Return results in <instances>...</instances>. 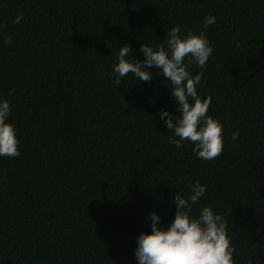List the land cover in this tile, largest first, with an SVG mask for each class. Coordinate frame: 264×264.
<instances>
[{"label": "trees", "instance_id": "1", "mask_svg": "<svg viewBox=\"0 0 264 264\" xmlns=\"http://www.w3.org/2000/svg\"><path fill=\"white\" fill-rule=\"evenodd\" d=\"M0 24V99L21 153L0 157V264H138L150 213L169 227L174 195L197 182L192 215L212 207L236 264H264V0H0ZM177 25L214 48L189 69L224 125L211 161L170 142L161 110L179 112L155 67L151 82L114 83L121 46L143 60Z\"/></svg>", "mask_w": 264, "mask_h": 264}, {"label": "clouds", "instance_id": "2", "mask_svg": "<svg viewBox=\"0 0 264 264\" xmlns=\"http://www.w3.org/2000/svg\"><path fill=\"white\" fill-rule=\"evenodd\" d=\"M23 14L16 16L14 23H20ZM216 18L208 14L204 20V28L214 24ZM7 26L0 24V31ZM180 26L172 27L167 32V38L155 48L143 43L140 51L144 59H136L131 45L121 46L117 60L112 66L114 83L132 74L138 82H151L153 67L167 81L176 102L179 115H173L167 110H161L160 119L165 120L166 127L172 132L170 142L181 148L185 141L194 144L196 157L211 161L220 157L224 151V125L209 115L212 98H201L198 86L203 72L195 76L189 71L195 63L201 69L207 67V62L214 48L207 39L205 32L196 34L187 31L180 34ZM3 43L11 44V37H5ZM132 57V59H129ZM12 108L8 99H0V157L15 158L20 156V139L15 126L8 122ZM239 136L237 130L233 139ZM207 188L197 182L189 186L186 196L176 193L175 219L167 228L160 227L161 217L152 212L151 232L141 233L137 238L135 256L138 264H236L235 247L228 235L227 222L214 212L210 206L199 210L198 216H193V206L205 195ZM248 264H253L249 259Z\"/></svg>", "mask_w": 264, "mask_h": 264}]
</instances>
